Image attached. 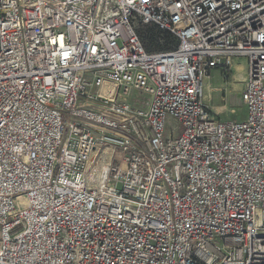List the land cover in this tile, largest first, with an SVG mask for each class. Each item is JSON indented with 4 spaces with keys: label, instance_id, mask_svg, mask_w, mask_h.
Masks as SVG:
<instances>
[{
    "label": "built area",
    "instance_id": "built-area-1",
    "mask_svg": "<svg viewBox=\"0 0 264 264\" xmlns=\"http://www.w3.org/2000/svg\"><path fill=\"white\" fill-rule=\"evenodd\" d=\"M0 264H264V0H0Z\"/></svg>",
    "mask_w": 264,
    "mask_h": 264
},
{
    "label": "rangeland",
    "instance_id": "rangeland-1",
    "mask_svg": "<svg viewBox=\"0 0 264 264\" xmlns=\"http://www.w3.org/2000/svg\"><path fill=\"white\" fill-rule=\"evenodd\" d=\"M241 63L246 65L244 59ZM245 70L235 65L231 70H215L206 82L205 100L218 120H245L247 108L241 101Z\"/></svg>",
    "mask_w": 264,
    "mask_h": 264
},
{
    "label": "trees",
    "instance_id": "trees-1",
    "mask_svg": "<svg viewBox=\"0 0 264 264\" xmlns=\"http://www.w3.org/2000/svg\"><path fill=\"white\" fill-rule=\"evenodd\" d=\"M142 36L143 44L148 52L166 50L169 44L176 42L171 33L154 28L146 29L142 32Z\"/></svg>",
    "mask_w": 264,
    "mask_h": 264
},
{
    "label": "crops",
    "instance_id": "crops-1",
    "mask_svg": "<svg viewBox=\"0 0 264 264\" xmlns=\"http://www.w3.org/2000/svg\"><path fill=\"white\" fill-rule=\"evenodd\" d=\"M237 64H238V65L241 64V66L243 65V67H244V63H241V61H237V62H236V65H237Z\"/></svg>",
    "mask_w": 264,
    "mask_h": 264
}]
</instances>
